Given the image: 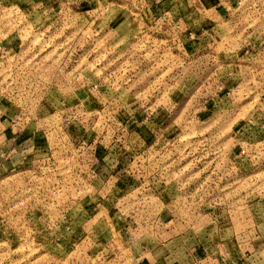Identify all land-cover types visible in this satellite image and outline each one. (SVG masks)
I'll return each mask as SVG.
<instances>
[{
    "label": "rangeland",
    "instance_id": "374dc122",
    "mask_svg": "<svg viewBox=\"0 0 264 264\" xmlns=\"http://www.w3.org/2000/svg\"><path fill=\"white\" fill-rule=\"evenodd\" d=\"M202 1L0 0V264L264 238V0Z\"/></svg>",
    "mask_w": 264,
    "mask_h": 264
},
{
    "label": "crops",
    "instance_id": "0c3cea01",
    "mask_svg": "<svg viewBox=\"0 0 264 264\" xmlns=\"http://www.w3.org/2000/svg\"><path fill=\"white\" fill-rule=\"evenodd\" d=\"M203 8V15L204 21L200 23L201 30L204 32L202 33L204 44L208 42L211 37L209 34L206 36L205 34L207 31L211 30L215 25V20L218 17V14H225L229 13V5L228 2H223L221 0H204V2H200ZM204 3V4H203ZM209 5L213 7L214 10H211V16H207L205 12L209 10ZM208 7V9H206ZM211 40V39H210ZM257 38L254 40H249V44L256 45ZM261 44V42H259ZM259 44V45H260ZM261 46V45H260ZM249 49H251V53L255 52L256 48L253 45H249ZM262 55L260 56L262 59L260 61V71L264 72V48L262 51ZM253 69H255V64L252 65ZM23 141H20L19 146L20 149L23 146ZM121 154V153H118ZM126 181H122L118 183L121 189L133 187V185L128 186L125 184ZM118 187V186H117ZM96 199V198H94ZM169 214L163 213V217L160 219L166 220L169 218ZM91 218V216H89ZM171 221V219L169 220ZM171 235V230L169 232ZM200 236V235H199ZM193 238L191 237L192 241H185L183 246L180 247L178 252V259L173 262L169 261L171 254L168 255L167 252L164 254H156L153 255L155 260L144 259L143 262L138 259V264H264V238L262 240L246 243H237L233 242L236 239H232L227 241L224 244H219L215 239L205 238L207 242H203L200 237ZM211 238V237H210ZM144 248V247H143ZM138 251H142V249L138 248ZM227 251V254L223 256V252ZM146 251H150V253L155 252L154 249H146ZM222 253V254H221Z\"/></svg>",
    "mask_w": 264,
    "mask_h": 264
},
{
    "label": "built area",
    "instance_id": "2783aa9c",
    "mask_svg": "<svg viewBox=\"0 0 264 264\" xmlns=\"http://www.w3.org/2000/svg\"><path fill=\"white\" fill-rule=\"evenodd\" d=\"M51 11L58 12V13H62L63 8L62 7H55ZM190 35L192 36V33ZM28 118H29L28 116L18 115V116H16V117L13 118L12 123L26 125V124H28ZM19 147H21V146H19ZM105 152L107 154V157L109 156V154H111L108 149Z\"/></svg>",
    "mask_w": 264,
    "mask_h": 264
}]
</instances>
